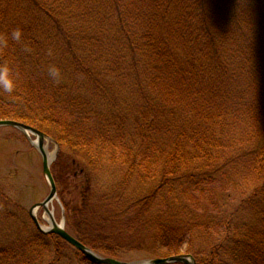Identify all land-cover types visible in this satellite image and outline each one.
Instances as JSON below:
<instances>
[{
	"label": "trees",
	"instance_id": "trees-1",
	"mask_svg": "<svg viewBox=\"0 0 264 264\" xmlns=\"http://www.w3.org/2000/svg\"><path fill=\"white\" fill-rule=\"evenodd\" d=\"M33 1L47 12L43 19L21 20L0 9V121L35 128L88 162L76 200L62 199L75 238L104 258H119L129 244L139 251L153 246L147 259H167L181 256L188 244L197 264H264V184L247 198L233 196L243 186L241 167L264 182V0H48V9ZM17 29L18 41L11 38ZM47 50L48 60L60 61L74 82L101 88V78L113 75L141 100L136 111L119 115L130 121V134L111 116L118 131L108 141L103 128L101 147L59 115L9 114L10 106H41L44 96L21 76ZM66 76L50 78L53 106L84 102L72 95L76 83ZM6 80L13 82L10 92ZM119 142L127 170L116 179L108 165L117 161ZM153 142L162 146L160 179L142 194L132 181ZM208 182L220 185L211 206L189 211L194 193ZM201 235L210 242L195 249ZM67 248L78 264H93L59 236L37 229L0 247V264H43L46 254L48 264H61Z\"/></svg>",
	"mask_w": 264,
	"mask_h": 264
},
{
	"label": "rangeland",
	"instance_id": "rangeland-1",
	"mask_svg": "<svg viewBox=\"0 0 264 264\" xmlns=\"http://www.w3.org/2000/svg\"><path fill=\"white\" fill-rule=\"evenodd\" d=\"M43 2L47 3L45 7L48 9V0H42L41 4ZM59 8L61 11L64 9L62 4L59 5ZM0 9L2 11L6 10L11 16L13 15L21 20L26 18L27 21L31 22L34 21V17L43 19L47 14L41 7L36 6L33 0H0ZM65 15H68L66 11ZM76 15L78 14L75 13ZM75 20H77L76 26L82 25L81 18H76ZM45 24H48V22ZM45 53L43 60H31L32 65L21 76L22 82L34 85L38 95H40V92L44 96V100L40 101L42 108L39 106V108L30 111L29 109H16L14 106H10L7 111H9L11 116H13V111H17L15 113L20 114V116L36 118L59 115L76 128L81 138L95 139V143H99L101 147H103L102 139L105 140L106 138L111 141L110 135L118 131V127L109 121L111 116H118L117 123L123 122L125 126L123 130H125L126 134H130V121L128 120V123L125 124V121L121 120L119 115H126L127 110L136 111L139 105L133 106V104L135 101L140 103L141 100L133 98L127 91V87L121 82H116L113 75L101 78L99 82L101 88L97 87L98 83L95 85L89 80L74 82L73 79H77L75 75L71 71H69L71 75H64L65 72L62 73L64 71L63 68L59 69L60 61L48 60V50ZM48 62L51 63V66H48ZM16 64L17 66L19 65V60H16ZM53 70L57 71L59 76L68 77L67 82L76 83L75 87L72 85L75 91L72 95H75L80 101L83 99L84 102L75 105L60 103L58 106H53L56 101L50 98L53 91L48 89L51 85L50 78H52ZM19 74L21 73L19 72ZM48 99L52 101V106L48 105ZM129 103L130 107L127 106ZM3 112L0 108V116ZM103 128H109V135H104L101 139L100 133ZM126 138L125 135L124 137L122 136L123 140L121 142H125ZM138 138L141 140L138 136L134 139L140 146L141 143ZM32 142H38L36 136L31 135V138H28L16 128L0 127V247L3 248L13 245L23 235L27 236L28 233H33L35 229L38 230L30 216V212L36 205L43 203L51 192L50 184L44 174L43 157L39 150L33 146ZM118 144L120 148L116 154L117 161L108 165L109 170L116 179L121 178L124 171L127 170L123 167L124 161L121 158L125 150L121 148L123 145L120 142ZM151 144L150 149L153 150L150 153L151 155H147L144 165H142L132 181L133 189L137 192H142V194L152 189L160 179L162 160L158 152L162 149V146L159 142ZM45 148L48 155L54 158L51 171L57 185V197L50 204L49 209L55 221L59 225H65L66 231L74 236L75 234L71 232L73 230L68 228L67 210L62 199L76 200L78 191L75 186L82 184L89 164L87 161L76 157L70 149H61L49 136L45 140ZM110 150L111 148L106 146L105 159L108 163L111 157L109 155L111 153ZM152 164L155 166L152 167ZM245 170L244 167H241L238 172L239 184H243V186L241 191L233 193L236 199L244 198V196L246 198L249 197L254 190L261 189L264 184L260 178L251 174L253 172L247 174ZM219 186V184L214 186L210 182L206 183L203 189H199L200 191L194 193V200H192L193 202L190 201L188 210L191 211V208L195 207L194 209H196L198 207L199 210L197 212L199 214L203 213L205 206H211L212 196L214 197L220 192ZM239 201L236 200L233 203L236 204ZM159 204L161 205V201L158 200L155 208H158ZM161 207L165 208V206ZM157 211L160 210L158 209ZM36 216L44 230L51 227L50 216L43 209H36ZM242 218L243 213L241 214ZM246 221L248 222V219ZM207 238L210 239V236ZM208 239H205L204 235L199 236L194 242L195 249H204L210 242ZM152 247H146L145 251H139L128 244V246L118 252L119 258L113 259L131 264L152 260L145 258V255L152 253L151 251L154 250ZM189 248L188 244H186L183 247L182 255H192L188 253ZM67 249L64 252L67 259L61 264H78L77 253L69 248ZM49 259L48 254H46L43 264H48Z\"/></svg>",
	"mask_w": 264,
	"mask_h": 264
},
{
	"label": "water",
	"instance_id": "water-1",
	"mask_svg": "<svg viewBox=\"0 0 264 264\" xmlns=\"http://www.w3.org/2000/svg\"><path fill=\"white\" fill-rule=\"evenodd\" d=\"M0 127H13L20 131H22L28 138H31V135L36 136L38 142H32L33 146H35L43 157V169L44 174L50 184L51 192L48 198L41 204L36 205L30 212V216L35 223L36 227L40 232L43 234H54L59 236L65 242H67L70 246L78 250L82 255H84L91 263L93 264H131L122 262L113 258H104L100 255L96 254L93 250L82 244L78 241L74 236L66 231L65 225H59L49 209L50 204L56 199L57 197V185L54 179V176L51 171V165L54 161V158H51L47 150L45 148V140L48 138L46 134L36 130L30 126H27L23 123L16 122L13 120H2L0 121ZM36 209H43L51 219V227L47 230H44L36 216ZM175 263H182V264H197L195 258L192 255H181L172 258H158L147 260L143 262L133 263V264H175Z\"/></svg>",
	"mask_w": 264,
	"mask_h": 264
},
{
	"label": "clouds",
	"instance_id": "clouds-1",
	"mask_svg": "<svg viewBox=\"0 0 264 264\" xmlns=\"http://www.w3.org/2000/svg\"><path fill=\"white\" fill-rule=\"evenodd\" d=\"M11 38L13 39V40H16V41H18V40H20V38H21V32H20V30H13V32L11 33ZM53 75H55V76H59V73L57 72V71H55V70H53ZM13 82L11 81V80H6L5 81V90L6 91H12V88H13Z\"/></svg>",
	"mask_w": 264,
	"mask_h": 264
}]
</instances>
